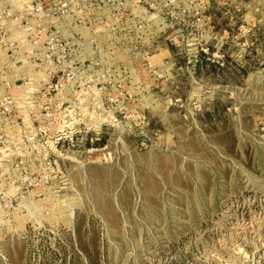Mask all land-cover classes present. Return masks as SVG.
I'll return each mask as SVG.
<instances>
[{
  "label": "rangeland",
  "instance_id": "374dc122",
  "mask_svg": "<svg viewBox=\"0 0 264 264\" xmlns=\"http://www.w3.org/2000/svg\"><path fill=\"white\" fill-rule=\"evenodd\" d=\"M36 1L0 0V264H264V4L176 44L161 0Z\"/></svg>",
  "mask_w": 264,
  "mask_h": 264
},
{
  "label": "built area",
  "instance_id": "2783aa9c",
  "mask_svg": "<svg viewBox=\"0 0 264 264\" xmlns=\"http://www.w3.org/2000/svg\"><path fill=\"white\" fill-rule=\"evenodd\" d=\"M92 6L94 7V10H101L102 8H106L109 13V18L111 21H130L134 20V16L132 12L129 11V6L135 1V0H92ZM80 2V1H79ZM162 9L167 12V19L170 21L173 26H177L180 28V39L175 40V43H184L185 37H195L199 34H208L210 30V15L209 11L211 9V5H239V2L241 5H255V4H264V0H161ZM136 4V2H135ZM158 3L154 0H138V7L144 6L146 8H149L151 11H153V8ZM63 8L68 9V3L65 2L63 5ZM32 14L45 21H47L50 18V12L48 6H45L42 1L37 0L34 5L31 6ZM64 14V11L62 12ZM13 17L10 12L6 14V18ZM139 29H142L144 31L146 29V26L141 24L139 22ZM111 33H115L114 29L110 28ZM187 35V36H185ZM51 43L48 42L49 45V51L53 50L55 48V44L52 46ZM62 47V46H61ZM68 47H62V52L64 56L62 57V61H58V64L65 63V54L67 53ZM203 52H208L207 48L201 49ZM56 65V67H57ZM57 72H54L56 74ZM54 74H52L49 77L50 83L52 80L56 79ZM58 84H61L60 80L57 81ZM49 83V82H48ZM1 109L3 110L5 115H10L14 108V98L12 94L8 93L5 96H3L0 104ZM40 133H47L50 132V129L48 128H39L38 130Z\"/></svg>",
  "mask_w": 264,
  "mask_h": 264
}]
</instances>
